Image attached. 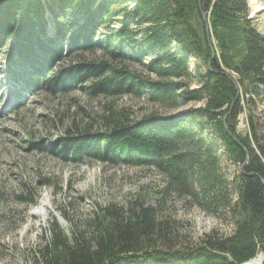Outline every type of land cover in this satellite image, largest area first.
I'll return each instance as SVG.
<instances>
[{
    "label": "trees",
    "instance_id": "16d2710c",
    "mask_svg": "<svg viewBox=\"0 0 264 264\" xmlns=\"http://www.w3.org/2000/svg\"><path fill=\"white\" fill-rule=\"evenodd\" d=\"M248 16L247 0H0V76L12 85L53 90L62 72L45 77L65 44L108 61L69 67L60 85L91 79V95H134L167 110L204 102L181 116L110 115L104 132L61 138L64 161L153 167L172 190L232 225L227 236L175 249L163 248L167 226L157 209L139 201L98 207L78 225L61 213L70 235L49 223L39 264H245L258 255L264 264V135L251 113L238 129L244 106L264 88V36ZM134 64L141 74L129 70ZM193 82L199 89L184 90ZM28 197L20 202L34 205Z\"/></svg>",
    "mask_w": 264,
    "mask_h": 264
},
{
    "label": "rangeland",
    "instance_id": "374dc122",
    "mask_svg": "<svg viewBox=\"0 0 264 264\" xmlns=\"http://www.w3.org/2000/svg\"><path fill=\"white\" fill-rule=\"evenodd\" d=\"M247 1L251 25L264 36V0ZM103 33L104 29H100L97 37ZM62 48L60 57L49 64L51 70L45 80L50 78L51 71L54 75L62 72V81L64 70L69 67L108 61L101 51L74 54L65 44ZM195 63L189 61L191 72ZM129 67L130 71L142 73L135 64ZM61 81L53 90L40 88L39 84L23 89L0 76V264H39L38 255L47 242L45 233L49 223L55 220L64 234L70 235V224L61 213L78 225L98 207L116 205L126 210L130 201L157 209L167 226L164 234L168 245L163 248L192 250L207 235L231 233L232 225L226 214L204 212L189 198L168 187V180L153 167L110 165L92 160L67 162L58 155L61 138L82 131L104 132L110 115L123 122H135L150 115L181 116L203 108L204 102L190 98L180 108L167 110L134 95H91L89 87L94 81L91 79L72 81L70 85H60ZM258 88L259 96L251 98L253 106L245 105L238 118V129H245L247 114L251 113L257 132L264 135V88ZM186 89L194 91L199 85L193 82ZM49 144L56 147L49 151L45 147ZM221 167L226 168L223 163ZM28 193L33 194L34 205L20 202L29 198ZM44 196L56 211L46 223L30 216L32 208Z\"/></svg>",
    "mask_w": 264,
    "mask_h": 264
},
{
    "label": "bare ground",
    "instance_id": "6f19581e",
    "mask_svg": "<svg viewBox=\"0 0 264 264\" xmlns=\"http://www.w3.org/2000/svg\"><path fill=\"white\" fill-rule=\"evenodd\" d=\"M52 206L47 202V196H44L42 199L39 200V202L32 208V211L30 212L31 217H39L41 218V221L43 223H46V220L48 217L56 212ZM57 215V214H56ZM58 216V215H57ZM61 222L63 220L60 219ZM63 226L65 227V223H63ZM262 263V255H258L255 259L245 263V264H261Z\"/></svg>",
    "mask_w": 264,
    "mask_h": 264
},
{
    "label": "water",
    "instance_id": "95a60500",
    "mask_svg": "<svg viewBox=\"0 0 264 264\" xmlns=\"http://www.w3.org/2000/svg\"><path fill=\"white\" fill-rule=\"evenodd\" d=\"M199 1V0H198ZM203 21L205 23V29H206V33H207V38L209 39V32H208V25H207V19L205 16H202ZM262 261H263V256H262ZM262 264V263H261Z\"/></svg>",
    "mask_w": 264,
    "mask_h": 264
}]
</instances>
